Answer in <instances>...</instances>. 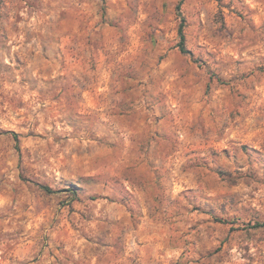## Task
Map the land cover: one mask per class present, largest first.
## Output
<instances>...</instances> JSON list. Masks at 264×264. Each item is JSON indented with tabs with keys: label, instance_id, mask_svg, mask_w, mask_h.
Masks as SVG:
<instances>
[{
	"label": "rangeland",
	"instance_id": "obj_1",
	"mask_svg": "<svg viewBox=\"0 0 264 264\" xmlns=\"http://www.w3.org/2000/svg\"><path fill=\"white\" fill-rule=\"evenodd\" d=\"M0 264H264V0H0Z\"/></svg>",
	"mask_w": 264,
	"mask_h": 264
},
{
	"label": "trees",
	"instance_id": "obj_2",
	"mask_svg": "<svg viewBox=\"0 0 264 264\" xmlns=\"http://www.w3.org/2000/svg\"><path fill=\"white\" fill-rule=\"evenodd\" d=\"M177 10H178V12H180V10H181V4H179L178 5V7H177ZM183 27H184V25H183V23L181 24V27H180V35H181V43H180V49H181V52L182 53H184V54H186V53H189V51L186 49V47H185V36H184V34H183ZM14 137H15V139L18 141V139H19V136L17 135V134H14ZM47 192H54L52 189H50L49 187H43Z\"/></svg>",
	"mask_w": 264,
	"mask_h": 264
}]
</instances>
